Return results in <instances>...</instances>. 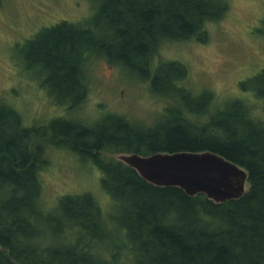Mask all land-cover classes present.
<instances>
[{"label":"trees","instance_id":"trees-1","mask_svg":"<svg viewBox=\"0 0 264 264\" xmlns=\"http://www.w3.org/2000/svg\"><path fill=\"white\" fill-rule=\"evenodd\" d=\"M89 1L93 17L44 30L29 52L43 86L71 115L86 103L88 69L100 60L136 76L153 95L184 94L188 70L161 59L163 50L209 43L208 26L230 11V0ZM254 84L252 96L263 102L264 70ZM174 98L151 125L118 114L29 125L0 103V264H264V120L245 98L217 109L210 91L192 99L199 114L187 111L190 99L174 106ZM51 145L101 173L96 183L111 202L107 210L95 191L47 202ZM209 152L248 173L243 198L217 204L157 187L115 158Z\"/></svg>","mask_w":264,"mask_h":264},{"label":"rangeland","instance_id":"rangeland-1","mask_svg":"<svg viewBox=\"0 0 264 264\" xmlns=\"http://www.w3.org/2000/svg\"><path fill=\"white\" fill-rule=\"evenodd\" d=\"M90 6L89 0H0V103L17 108L29 125L46 126L61 116L73 115L90 122L110 114L151 125L170 106V96L178 97L174 106H180L185 97L190 99L187 111L199 114L201 107H194L192 99L210 91L217 109L218 104L224 107L245 98L254 107L255 116L264 120V101L252 96L256 94L254 81L264 70V0H230L227 17L208 26L209 43L193 41L168 45L163 50L161 59L176 61L188 70L184 94L166 90L163 95H153L136 76L100 60L88 69L90 93L86 103L71 115L43 86L46 77L31 62L29 52L31 43L44 30L65 22L76 25L88 21L94 15ZM246 85L247 91L243 90ZM48 156L51 165L43 175L47 202L56 205L64 195L95 191L103 208L108 209L111 202L100 195V182H96L101 173L96 168L90 169L69 150L52 145Z\"/></svg>","mask_w":264,"mask_h":264},{"label":"water","instance_id":"water-1","mask_svg":"<svg viewBox=\"0 0 264 264\" xmlns=\"http://www.w3.org/2000/svg\"><path fill=\"white\" fill-rule=\"evenodd\" d=\"M119 161L154 186L180 188L191 197L203 194L217 204L240 200L247 192L248 173L210 152L121 155Z\"/></svg>","mask_w":264,"mask_h":264}]
</instances>
